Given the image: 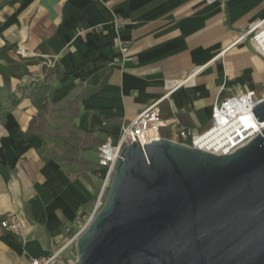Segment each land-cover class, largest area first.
<instances>
[{
  "label": "crops",
  "instance_id": "obj_1",
  "mask_svg": "<svg viewBox=\"0 0 264 264\" xmlns=\"http://www.w3.org/2000/svg\"><path fill=\"white\" fill-rule=\"evenodd\" d=\"M263 19L264 0H0V48L14 44L38 60L22 78L0 75V221L16 214L23 228L14 235L0 225V264L62 247L97 186L47 158L30 132L37 106L25 83L43 76L44 63L82 86L77 125L103 131L104 140L158 100L164 119L202 132L217 102L249 90L264 96V58L243 36ZM16 48L9 54L20 60Z\"/></svg>",
  "mask_w": 264,
  "mask_h": 264
},
{
  "label": "water",
  "instance_id": "obj_2",
  "mask_svg": "<svg viewBox=\"0 0 264 264\" xmlns=\"http://www.w3.org/2000/svg\"><path fill=\"white\" fill-rule=\"evenodd\" d=\"M144 146L123 148L74 264H264V128L227 154Z\"/></svg>",
  "mask_w": 264,
  "mask_h": 264
},
{
  "label": "built area",
  "instance_id": "obj_3",
  "mask_svg": "<svg viewBox=\"0 0 264 264\" xmlns=\"http://www.w3.org/2000/svg\"><path fill=\"white\" fill-rule=\"evenodd\" d=\"M120 23L121 19L116 17L114 19V24L118 27ZM243 36L249 37L253 48L264 58V19L253 23ZM117 47L123 61L127 60L129 58L128 44L118 38ZM15 51L23 58L32 57V54L23 47H18ZM49 66L54 68V62H51ZM200 69L201 67L197 68L182 84H188ZM263 99L264 96H260L256 90H249L241 94H232L226 97L214 105L212 124L208 129L202 132H196L193 127L184 125L178 120L169 121L164 119L161 108L162 100H158L144 109L134 120L130 122L124 121L120 126L118 135L116 137L108 136L98 147V164L106 171V179L103 191L98 200L97 209L102 205L104 191L110 186L116 162L127 144L139 140L141 146L144 148L145 144H149L153 140L167 138L174 142L213 152L207 147L201 146L200 142L207 140L216 126L226 128V131L222 133V136L226 135V137H237L239 132L234 129L235 126L238 124L240 125L242 122H247L248 120L254 119L261 125V129L264 128V122H259L254 113L255 106ZM243 132L244 130H242V133ZM255 133L256 132L252 131L240 136L236 144L232 147V150L227 153H231L241 147ZM0 225L14 235H21L23 233L22 223L16 214H10L1 219ZM84 230L85 229H82L74 233L62 247L52 254L33 257L26 264H60V261L63 259L64 249L75 243L77 237ZM66 231L69 234L73 232L71 228H67Z\"/></svg>",
  "mask_w": 264,
  "mask_h": 264
},
{
  "label": "rangeland",
  "instance_id": "obj_4",
  "mask_svg": "<svg viewBox=\"0 0 264 264\" xmlns=\"http://www.w3.org/2000/svg\"><path fill=\"white\" fill-rule=\"evenodd\" d=\"M47 61L43 65V76L25 83L28 96H32L37 106V113L33 118L30 132L41 138V149L47 158H51L68 167L71 176H83L96 181L95 195L89 206L72 222V233L85 229L92 216L98 211L109 191L105 189L102 205L97 204L105 185L106 171L100 168L97 160L99 145L103 142V131L81 129L77 125L83 93L79 84L71 85L68 81L53 76V67ZM55 75V73H54ZM65 262L60 264H74L77 258L76 242L67 251Z\"/></svg>",
  "mask_w": 264,
  "mask_h": 264
},
{
  "label": "bare ground",
  "instance_id": "obj_5",
  "mask_svg": "<svg viewBox=\"0 0 264 264\" xmlns=\"http://www.w3.org/2000/svg\"><path fill=\"white\" fill-rule=\"evenodd\" d=\"M241 120V119H240ZM239 133L238 136H222V133L226 131V128L221 126H216L212 131L211 136L204 141H201V146H205L215 153H227L232 150V147L236 144L240 136H243L247 132H257L261 129V125L257 121L248 120L247 122H242L240 125H236L235 128ZM242 130L244 132L242 133Z\"/></svg>",
  "mask_w": 264,
  "mask_h": 264
},
{
  "label": "trees",
  "instance_id": "obj_6",
  "mask_svg": "<svg viewBox=\"0 0 264 264\" xmlns=\"http://www.w3.org/2000/svg\"><path fill=\"white\" fill-rule=\"evenodd\" d=\"M16 47L14 44H6L0 48V75L7 83L12 78H22L29 74V66L38 63L34 57L21 58L20 60L13 58L9 52Z\"/></svg>",
  "mask_w": 264,
  "mask_h": 264
}]
</instances>
